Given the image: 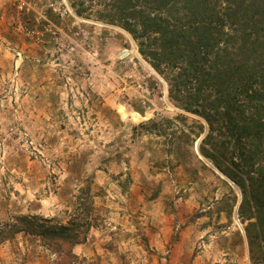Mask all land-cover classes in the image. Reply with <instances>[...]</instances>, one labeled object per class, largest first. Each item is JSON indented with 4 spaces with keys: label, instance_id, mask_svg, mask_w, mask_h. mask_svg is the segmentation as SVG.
Segmentation results:
<instances>
[{
    "label": "rangeland",
    "instance_id": "374dc122",
    "mask_svg": "<svg viewBox=\"0 0 264 264\" xmlns=\"http://www.w3.org/2000/svg\"><path fill=\"white\" fill-rule=\"evenodd\" d=\"M74 1L83 16L72 0H0V222L66 224L90 188L84 264H252L240 190L199 151L205 122L99 18L110 0ZM46 255L25 234L0 245V264Z\"/></svg>",
    "mask_w": 264,
    "mask_h": 264
},
{
    "label": "trees",
    "instance_id": "16d2710c",
    "mask_svg": "<svg viewBox=\"0 0 264 264\" xmlns=\"http://www.w3.org/2000/svg\"><path fill=\"white\" fill-rule=\"evenodd\" d=\"M72 1L83 16L85 1ZM99 18L127 31L169 100L205 122L199 151L239 188L250 260L264 264V0H110ZM81 191L78 217L18 215L0 222V245L25 234L54 256L42 264H84L74 248L94 228V202Z\"/></svg>",
    "mask_w": 264,
    "mask_h": 264
},
{
    "label": "water",
    "instance_id": "95a60500",
    "mask_svg": "<svg viewBox=\"0 0 264 264\" xmlns=\"http://www.w3.org/2000/svg\"><path fill=\"white\" fill-rule=\"evenodd\" d=\"M202 139H203V138H201L200 141H201ZM216 170H217L219 173H221L223 176H225V175H224L220 170H218L217 168H216ZM240 204H241V200H240V202L238 203V208H239Z\"/></svg>",
    "mask_w": 264,
    "mask_h": 264
},
{
    "label": "crops",
    "instance_id": "0c3cea01",
    "mask_svg": "<svg viewBox=\"0 0 264 264\" xmlns=\"http://www.w3.org/2000/svg\"><path fill=\"white\" fill-rule=\"evenodd\" d=\"M81 246L83 247V246H84V244H81L80 246H77V247H76V249H77L78 247H81Z\"/></svg>",
    "mask_w": 264,
    "mask_h": 264
},
{
    "label": "built area",
    "instance_id": "2783aa9c",
    "mask_svg": "<svg viewBox=\"0 0 264 264\" xmlns=\"http://www.w3.org/2000/svg\"><path fill=\"white\" fill-rule=\"evenodd\" d=\"M70 12L72 14V11L70 9H68L67 13Z\"/></svg>",
    "mask_w": 264,
    "mask_h": 264
}]
</instances>
